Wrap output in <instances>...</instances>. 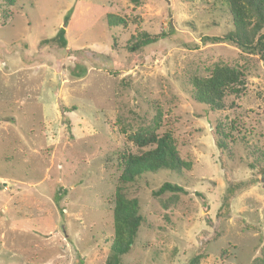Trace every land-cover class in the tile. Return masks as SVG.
<instances>
[{
  "label": "rangeland",
  "instance_id": "1",
  "mask_svg": "<svg viewBox=\"0 0 264 264\" xmlns=\"http://www.w3.org/2000/svg\"><path fill=\"white\" fill-rule=\"evenodd\" d=\"M234 30L228 0L0 1V264H105L120 186L144 218L120 264H264V58L203 41ZM218 65L246 86L211 110L193 78ZM156 121L190 168L123 182Z\"/></svg>",
  "mask_w": 264,
  "mask_h": 264
},
{
  "label": "trees",
  "instance_id": "2",
  "mask_svg": "<svg viewBox=\"0 0 264 264\" xmlns=\"http://www.w3.org/2000/svg\"><path fill=\"white\" fill-rule=\"evenodd\" d=\"M7 5H14L19 0H0ZM230 13L233 17L235 30L225 36L206 37L203 41L211 43H230L245 53L258 55L264 58V0H228ZM70 18L65 17L67 26ZM109 25L126 24L124 18L109 15ZM66 30L62 28L56 37V41L66 47ZM163 34L142 33L138 40L130 47L137 51L151 43L159 41ZM196 101L209 106L211 110H221L225 107L224 98L228 95L239 96L245 90V74L235 68L218 65L213 68L209 76L193 78ZM159 121L145 130L131 135L130 140L140 148L150 147L140 154L126 152L121 154L119 164L122 168L121 178L123 182H133L142 172H156L161 169L181 171L190 168L179 155L175 138L171 132L158 134ZM223 138L217 140L218 147L224 151L226 142L224 132L217 131ZM246 187L245 184H243ZM124 188L120 186L115 193V205L113 209L114 239L111 245V254L105 264H120L123 255L132 248L137 237L143 216L139 212L138 201L126 197ZM170 191L174 193L185 192L184 188L177 184L166 182L156 192V195ZM197 259L192 264H196Z\"/></svg>",
  "mask_w": 264,
  "mask_h": 264
}]
</instances>
